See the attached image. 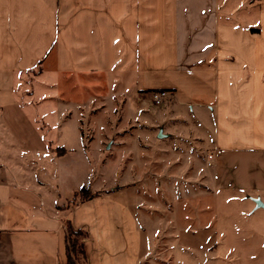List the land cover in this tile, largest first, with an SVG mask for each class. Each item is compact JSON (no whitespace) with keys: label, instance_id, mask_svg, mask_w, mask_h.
I'll use <instances>...</instances> for the list:
<instances>
[{"label":"crops","instance_id":"0c3cea01","mask_svg":"<svg viewBox=\"0 0 264 264\" xmlns=\"http://www.w3.org/2000/svg\"><path fill=\"white\" fill-rule=\"evenodd\" d=\"M41 76L54 96L34 97ZM88 76L115 82L135 113L169 91L150 140L209 141L214 189L264 205V0H0V264H68L67 227L86 233L75 264H150L127 187L71 202L80 188L61 189L72 149L52 134L57 83Z\"/></svg>","mask_w":264,"mask_h":264},{"label":"rangeland","instance_id":"374dc122","mask_svg":"<svg viewBox=\"0 0 264 264\" xmlns=\"http://www.w3.org/2000/svg\"><path fill=\"white\" fill-rule=\"evenodd\" d=\"M51 80L33 79L34 97L54 96ZM112 83L109 89L106 79L95 76L58 79L64 93L54 114L64 132L52 134L57 144L72 149L58 164L62 192L89 186L86 194H98L127 187L147 252L152 247L153 253L144 256L151 257L150 264H264V207L251 198L254 191L215 190L206 165L210 142L194 134L185 141L150 140L163 132L160 113L170 117V101L155 105L149 98L148 106L135 113ZM153 148L169 150L152 156ZM257 194L264 200V191Z\"/></svg>","mask_w":264,"mask_h":264},{"label":"trees","instance_id":"16d2710c","mask_svg":"<svg viewBox=\"0 0 264 264\" xmlns=\"http://www.w3.org/2000/svg\"><path fill=\"white\" fill-rule=\"evenodd\" d=\"M256 30V29H252ZM165 90V89H160ZM156 91V90H153ZM151 92V91H150ZM87 189L81 187L78 191L73 194V198L84 199L88 197H93L97 194H86ZM86 236V233L82 230L74 231L70 227H67L66 241H67V252H68V264H75L74 260L80 258V255L83 253V238Z\"/></svg>","mask_w":264,"mask_h":264},{"label":"built area","instance_id":"2783aa9c","mask_svg":"<svg viewBox=\"0 0 264 264\" xmlns=\"http://www.w3.org/2000/svg\"><path fill=\"white\" fill-rule=\"evenodd\" d=\"M168 95H169V91H167V90H156V91H151L150 92V97L149 98H150V101L153 104L158 105Z\"/></svg>","mask_w":264,"mask_h":264},{"label":"water","instance_id":"95a60500","mask_svg":"<svg viewBox=\"0 0 264 264\" xmlns=\"http://www.w3.org/2000/svg\"><path fill=\"white\" fill-rule=\"evenodd\" d=\"M257 203H259V202L257 201ZM259 205H261L262 207H264V205H262V204H260V203H259Z\"/></svg>","mask_w":264,"mask_h":264}]
</instances>
